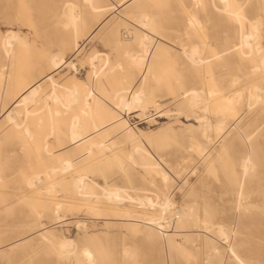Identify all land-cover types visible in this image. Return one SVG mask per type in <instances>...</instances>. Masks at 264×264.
<instances>
[{"label":"rangeland","instance_id":"374dc122","mask_svg":"<svg viewBox=\"0 0 264 264\" xmlns=\"http://www.w3.org/2000/svg\"><path fill=\"white\" fill-rule=\"evenodd\" d=\"M236 258L264 264V0H0V264Z\"/></svg>","mask_w":264,"mask_h":264},{"label":"bare ground","instance_id":"6f19581e","mask_svg":"<svg viewBox=\"0 0 264 264\" xmlns=\"http://www.w3.org/2000/svg\"><path fill=\"white\" fill-rule=\"evenodd\" d=\"M90 0H88V2H89ZM92 8V7H91ZM71 21H73L72 20V18L70 19ZM255 27V26H254ZM251 39H252V37H251ZM249 39H247V41H248ZM143 51L141 52V54H139V55H137V57H136V59H135V63L136 64H138V65H140V66H144L145 67V69H147V72L149 71V69H150V65H151V61H152V57L154 56V55H152L151 54V60H150V62H149V59L147 58L148 56H147V54H149L151 51H150V49H149V46L146 44V43H143ZM147 56V57H146ZM149 56H150V54H149ZM63 60H62V58H61V60H59L57 63L56 62H54L53 63V67H58V66H60V64L62 63L63 64V62H62ZM55 64V65H54ZM62 66V65H61ZM57 70V69H56ZM145 73V72H144ZM51 76L50 75H48L47 76V79H49L50 80V82H51ZM52 83V82H51ZM40 84H41V79H39L37 82H35V83H33V84H30V85H28L26 88H25V90L23 91V93L21 94V98L20 99H22V101H24L28 96H31V95H33V94H35V93H37V91H38V89H39V86H40ZM57 85V84H56ZM51 86H52V88H53V85L51 84ZM54 86H55V84H54ZM256 89V88H255ZM54 90V89H53ZM261 91V90H260ZM239 93V92H238ZM227 98V97H226ZM225 98V107L227 108H229L230 110V112H231V106H233V105H231V104H234V103H236L237 102V98L235 97H233V98H227L226 99ZM71 102V101H70ZM189 103H190V101H189ZM15 104V103H14ZM224 119V118H223ZM223 121V120H222ZM95 129V128H94ZM73 134V136H71L70 137V139H72L73 141H75V142H78L79 140H82V139H84L85 137L87 138V136L85 135V132H83V130H82V132L80 131L79 132V134H74V133H72ZM247 140V139H246ZM72 163H73V161H68V162H66L65 163V165H64V167H63V170H66V169H69V168H71V166H72ZM244 167H246V166H244ZM78 179H80L81 180V183H84L85 182V179L83 178V177H80V178H78ZM165 207V204L163 205V207H162V210H163V208ZM163 212V211H162ZM179 214V213H178ZM177 215V214H176ZM149 221L150 222H155V224H158L159 226H161V222H157L155 219H153V218H149ZM81 225H83L82 223H80ZM186 233V232H185ZM175 234V233H174ZM150 236H151V234H150ZM226 239V238H225ZM65 241V240H64ZM68 242V241H67ZM66 242V243H67ZM215 247V246H214ZM84 254L85 255H89V254H91V251H89V250H85L84 251ZM92 257V256H91ZM89 259V258H88Z\"/></svg>","mask_w":264,"mask_h":264},{"label":"snow or ice","instance_id":"6c2138e0","mask_svg":"<svg viewBox=\"0 0 264 264\" xmlns=\"http://www.w3.org/2000/svg\"><path fill=\"white\" fill-rule=\"evenodd\" d=\"M224 9L227 12V14L234 18L236 20L237 23H241V21L243 20L242 16L240 15L239 12V5L235 4V3H225L224 5ZM250 38V37H249ZM221 55H226V53H221ZM214 59H219V57H213ZM233 256L235 257V253H233ZM235 264H243V261H240L238 258H236V262Z\"/></svg>","mask_w":264,"mask_h":264}]
</instances>
